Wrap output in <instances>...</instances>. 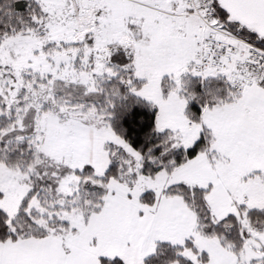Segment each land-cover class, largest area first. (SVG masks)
<instances>
[{
    "label": "snow or ice",
    "instance_id": "6c2138e0",
    "mask_svg": "<svg viewBox=\"0 0 264 264\" xmlns=\"http://www.w3.org/2000/svg\"><path fill=\"white\" fill-rule=\"evenodd\" d=\"M0 264H264V0H0Z\"/></svg>",
    "mask_w": 264,
    "mask_h": 264
}]
</instances>
